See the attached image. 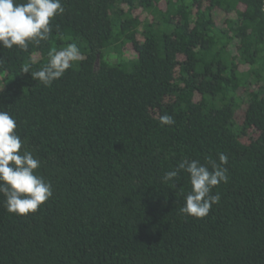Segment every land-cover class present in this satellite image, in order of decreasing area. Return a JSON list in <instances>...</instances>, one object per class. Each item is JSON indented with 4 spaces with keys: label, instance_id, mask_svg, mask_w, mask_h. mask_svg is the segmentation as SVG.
Listing matches in <instances>:
<instances>
[{
    "label": "trees",
    "instance_id": "16d2710c",
    "mask_svg": "<svg viewBox=\"0 0 264 264\" xmlns=\"http://www.w3.org/2000/svg\"><path fill=\"white\" fill-rule=\"evenodd\" d=\"M62 4L47 40L0 48V110L53 190L25 216L0 194V264H264V0ZM69 43L82 58L51 86L21 72ZM219 153L220 202L181 214L189 176L164 173Z\"/></svg>",
    "mask_w": 264,
    "mask_h": 264
},
{
    "label": "clouds",
    "instance_id": "9594fccd",
    "mask_svg": "<svg viewBox=\"0 0 264 264\" xmlns=\"http://www.w3.org/2000/svg\"><path fill=\"white\" fill-rule=\"evenodd\" d=\"M65 12L62 0H0V48L12 49L14 46L28 50L29 43L39 44L49 38L53 31L51 21ZM58 28V26H56ZM82 53L77 44L69 43L60 50L52 49L48 53V62L36 71L31 64H24L21 72L31 73L35 81L49 87L60 79L79 61ZM161 126L175 123L172 115L159 116ZM17 122L8 111L0 110V194L4 196V206L9 213L25 216L35 213L53 194L52 185L37 174L40 160L30 150L24 149L20 135L16 131ZM219 163L206 158L200 160H182L174 170L166 171L163 182H175L181 171L189 176L191 190L185 196L179 212L185 216L202 219L208 216L214 204L221 200L219 192L212 190L229 180L228 157L218 154ZM210 165V167H209Z\"/></svg>",
    "mask_w": 264,
    "mask_h": 264
},
{
    "label": "rangeland",
    "instance_id": "374dc122",
    "mask_svg": "<svg viewBox=\"0 0 264 264\" xmlns=\"http://www.w3.org/2000/svg\"><path fill=\"white\" fill-rule=\"evenodd\" d=\"M226 18V15H219V18H218V23L220 25H222L224 23V20ZM232 52H235V47L232 46ZM136 56L134 50L132 49V47L130 45H126L125 47V57L127 59H133L134 57ZM241 68L244 69L245 66L244 65H241ZM240 92H245V91H242L240 90ZM244 111H245V107L244 105H241V107L237 110L236 112V119L240 121H242L243 119V116H244ZM251 135H254L255 136V133L253 131H250L249 132ZM243 141L245 142H249L250 141V136H244L242 137Z\"/></svg>",
    "mask_w": 264,
    "mask_h": 264
},
{
    "label": "built area",
    "instance_id": "2783aa9c",
    "mask_svg": "<svg viewBox=\"0 0 264 264\" xmlns=\"http://www.w3.org/2000/svg\"><path fill=\"white\" fill-rule=\"evenodd\" d=\"M263 10H264V4H263Z\"/></svg>",
    "mask_w": 264,
    "mask_h": 264
}]
</instances>
